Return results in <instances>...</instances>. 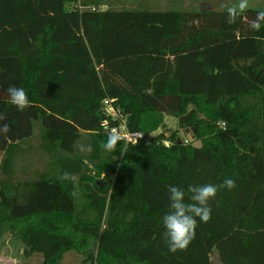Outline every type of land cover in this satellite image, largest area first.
Listing matches in <instances>:
<instances>
[{"label": "trees", "instance_id": "obj_1", "mask_svg": "<svg viewBox=\"0 0 264 264\" xmlns=\"http://www.w3.org/2000/svg\"><path fill=\"white\" fill-rule=\"evenodd\" d=\"M152 10L122 0H0V246L8 234L60 264H264V6L229 24L227 8ZM117 5H120L117 6ZM104 7V8H103ZM22 87L21 111L7 88ZM147 137L168 115L200 145L159 133L104 148L119 124ZM39 129L49 162L35 178L17 161ZM170 141L166 145V141ZM85 146V151L81 146ZM70 173L69 179H63ZM211 219L197 217L186 250L170 252L162 217L168 185H221Z\"/></svg>", "mask_w": 264, "mask_h": 264}, {"label": "clouds", "instance_id": "obj_2", "mask_svg": "<svg viewBox=\"0 0 264 264\" xmlns=\"http://www.w3.org/2000/svg\"><path fill=\"white\" fill-rule=\"evenodd\" d=\"M249 8V0H238L237 3L227 8L229 24L237 21L242 13ZM264 26V11L256 13L255 19L250 21L249 27L254 31H259ZM9 101L17 109L23 111L31 106V101L22 87L9 86L7 88ZM6 120V116L0 114V121ZM10 126L7 123H0V134L10 132ZM121 136L118 132L112 131L108 133L104 148L106 151H116ZM70 173H64L62 178L69 179ZM232 190L236 187L235 181L226 179L221 185L204 184L189 185L187 193H190L188 200L185 202L186 192L183 188L174 185H168L170 211L162 217L164 227L163 236L167 241L170 252L186 250L191 241L195 238V230L197 228V217L203 223H207L211 219V206L209 201L217 196L222 188Z\"/></svg>", "mask_w": 264, "mask_h": 264}, {"label": "rangeland", "instance_id": "obj_3", "mask_svg": "<svg viewBox=\"0 0 264 264\" xmlns=\"http://www.w3.org/2000/svg\"><path fill=\"white\" fill-rule=\"evenodd\" d=\"M230 0H122L124 5L137 6L152 10H168L176 8H201L211 9L216 8L219 2H226ZM264 6V0H249V6ZM120 7V5H117ZM104 8V7H103ZM195 145H200V141L195 140L191 133H186L180 129L178 119L174 116L168 115L165 118L164 126L152 133L149 139L163 133L166 137H170L175 132ZM170 143V141L168 140ZM40 136L39 129L36 130V135L32 138L30 144L25 146L24 154L17 161V174L19 177L35 178L38 172L44 170L49 162L48 158L40 151ZM85 151V146H81ZM25 245L15 236L8 234L0 246V264H42L44 256L40 253L25 254ZM212 264H223L219 253L214 249L211 253ZM60 264H92V261L87 259L84 255L76 250H69L63 253Z\"/></svg>", "mask_w": 264, "mask_h": 264}, {"label": "built area", "instance_id": "obj_4", "mask_svg": "<svg viewBox=\"0 0 264 264\" xmlns=\"http://www.w3.org/2000/svg\"><path fill=\"white\" fill-rule=\"evenodd\" d=\"M104 113L109 115L110 117L114 119L119 120V124L114 126L111 129L112 131L118 132L121 136V141H124L127 144H136L140 140H146L149 141V137H147L143 132L140 131H131L126 123L125 117L121 115L120 109L115 107L113 104L112 99H105L104 100ZM166 145H169L170 143L168 141L165 142Z\"/></svg>", "mask_w": 264, "mask_h": 264}]
</instances>
